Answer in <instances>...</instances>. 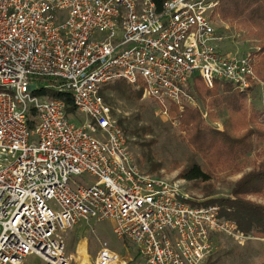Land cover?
<instances>
[{
	"label": "built area",
	"instance_id": "obj_1",
	"mask_svg": "<svg viewBox=\"0 0 264 264\" xmlns=\"http://www.w3.org/2000/svg\"><path fill=\"white\" fill-rule=\"evenodd\" d=\"M218 2L0 0V264H85L62 236L81 222L111 221L135 248L101 246L94 264H204L220 237L249 238L219 206L191 204L180 181L144 172L101 94L123 78L166 109L194 106L186 88L195 74L251 91L257 54L224 52ZM42 89L69 93L86 118Z\"/></svg>",
	"mask_w": 264,
	"mask_h": 264
},
{
	"label": "rangeland",
	"instance_id": "obj_2",
	"mask_svg": "<svg viewBox=\"0 0 264 264\" xmlns=\"http://www.w3.org/2000/svg\"><path fill=\"white\" fill-rule=\"evenodd\" d=\"M219 5L220 1L213 14V21L217 32L219 31L224 38L222 43L224 52L257 51L264 38V23L258 19L243 21L224 19L221 15V8H218ZM261 57L262 55L257 58V67ZM258 79L259 82L256 83V86L261 92H258L261 101L258 98L255 101L258 103V107H262L264 80L260 75H258ZM206 87L214 88V86L207 85ZM105 89L103 95L112 107L115 119L125 128L129 148L144 172L180 181L183 183L184 189L191 193L196 204H201L209 199L234 198L232 189L243 174L252 169V162L257 159L255 153L243 161L242 171L221 166L214 172L213 179L209 182L188 181L180 178L179 174L188 164L200 163L208 170H212V167L203 157L194 154L193 147L184 139L185 132L181 128L177 115L154 98L146 95L144 90L141 98L135 101L115 94L108 88ZM245 96L244 102L250 108L254 93L248 91L245 92ZM193 108L202 111L207 126L220 131L224 130L223 121L227 117L226 111L218 110V108L213 109L212 112L209 108L204 110L200 103H196ZM251 112L253 111L250 108L249 113L252 114ZM78 117L81 120L86 118L83 113H78ZM154 165H160V167L155 170ZM85 177L88 175L80 176V178ZM248 198L264 204V196L254 195ZM219 207L221 208V206ZM226 219L233 221L230 218ZM113 228L114 224L111 221H92L90 224L81 222L65 230L62 232V236L67 255L79 263L94 264L101 246H107L123 255L133 256L135 254L134 245L130 241L127 243L125 240L119 239ZM240 231L245 234L242 230ZM246 236L249 238L241 242L227 236L220 237L219 251L209 262H204V264H264V237ZM28 264H40V261L36 256H31Z\"/></svg>",
	"mask_w": 264,
	"mask_h": 264
},
{
	"label": "trees",
	"instance_id": "obj_3",
	"mask_svg": "<svg viewBox=\"0 0 264 264\" xmlns=\"http://www.w3.org/2000/svg\"><path fill=\"white\" fill-rule=\"evenodd\" d=\"M155 1L158 7H161L166 0ZM219 1L218 8H221V15L224 19L232 21L258 19L264 23V0ZM218 34L221 33L218 31ZM255 53L259 57L262 55V61L260 60L256 70L264 80V38ZM44 82L45 80L42 79L41 84ZM105 88L126 99L135 101L141 98L144 90L141 83L133 85L123 78L106 83L102 87V95ZM186 91L196 103L202 105L204 110L209 108L212 112L213 109L218 108V110L226 111L227 117L223 121L224 130L220 131L206 125L200 109L193 108L188 104L179 106L174 102L168 103V110L177 115L181 128L185 132L184 139L193 147L194 154L203 157L212 167V170H208L200 163L188 164L179 174L180 178L188 181L209 182L219 167L227 166L242 171L245 159H248L253 153L257 158L252 162V169L245 172L233 187V199H209L201 204L191 201V204L196 206L217 204L216 206H221L220 216L233 220L246 235L264 237V204L248 198L254 195L264 196V103L262 107H258V103L255 101L256 98L261 101L258 97L259 88L254 86L251 90L254 93L250 104L252 114L249 113L250 108L244 102L245 93L230 83L216 81L214 88L210 89L206 87L202 77L195 74L189 80ZM41 93L48 98L63 99L66 103L67 115L83 121L79 119L73 98L69 93L58 92L54 89H42ZM103 97L106 100L104 95ZM35 116V109L29 108L28 123L32 129L36 124ZM118 123L125 132L122 124ZM159 167L160 165H154L155 170ZM123 240L129 243L127 239ZM212 258L213 256L209 257L205 263Z\"/></svg>",
	"mask_w": 264,
	"mask_h": 264
}]
</instances>
